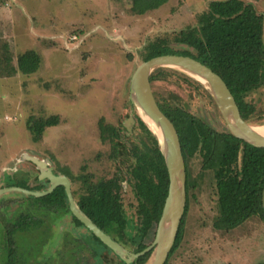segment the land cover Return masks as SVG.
<instances>
[{
	"label": "rangeland",
	"instance_id": "obj_1",
	"mask_svg": "<svg viewBox=\"0 0 264 264\" xmlns=\"http://www.w3.org/2000/svg\"><path fill=\"white\" fill-rule=\"evenodd\" d=\"M211 1L216 0H168L158 9L136 15L130 11V0H0V56L5 57L0 69V189L24 183L36 190L43 182L40 190H45L50 183L39 178L38 162H46L45 169L54 174L89 173L93 181L115 175L122 186L128 221V241L122 247L126 253H134L139 241L150 245L157 224L140 236L130 170L136 162L135 152L155 156L159 147L142 112L131 102L130 79L145 61L150 44L195 54L178 39L182 31L199 28L198 16L208 10ZM241 1L263 15L264 41V0ZM72 35L77 38L71 40ZM30 49L41 56L38 70L29 75L12 71L18 54ZM159 68L165 73L151 82L159 103L177 104L215 129L228 130L206 87L180 69ZM172 95L177 100L171 99ZM243 101L249 113L245 121L264 126V85L247 92ZM53 114L59 116V124L46 128L39 141H32L26 120ZM101 118L117 129L118 138L101 140ZM188 170L192 184L182 239L165 264L264 261V220L252 216L230 231L214 229L217 197L212 174L200 171L197 156L189 160ZM79 187V181H71L73 190ZM30 196L18 191L0 195L4 222H11L23 211L43 221L38 229L14 234L17 264L132 263L125 261L127 255L121 257L99 245L91 233L75 226L69 215L57 218L59 212L29 205ZM1 218L0 264H7L9 245Z\"/></svg>",
	"mask_w": 264,
	"mask_h": 264
},
{
	"label": "trees",
	"instance_id": "obj_2",
	"mask_svg": "<svg viewBox=\"0 0 264 264\" xmlns=\"http://www.w3.org/2000/svg\"><path fill=\"white\" fill-rule=\"evenodd\" d=\"M167 2L168 0H130V11L143 15ZM198 23V29L182 31L181 38L178 39L192 47L195 54L156 43L148 46L149 52L144 60L160 54L188 55L197 59L222 77L246 120L249 113L243 101L244 95L264 85L263 15L241 0H216L211 1L208 10L198 16ZM4 59L0 56V69ZM6 61H10V57H6ZM40 63L41 56L35 50H26L18 54L12 71L23 75L33 74ZM163 71L166 70L159 68L151 74L150 82L158 80L165 73ZM2 73L3 70L0 75ZM171 99L177 100L173 95ZM157 102L178 132L187 172L185 210L169 255L177 249L182 239L188 192L192 184L188 162L195 156L200 158V171L211 173L214 179L217 197V213L212 220L214 229L230 231L252 216H259L264 220L261 200L264 187V147L252 146L236 138L227 129L217 130L177 104ZM59 122L60 118L56 114L46 117L30 116L26 120V128L32 141L37 142L46 128L56 126ZM103 122L101 118L98 123L101 140L112 141L118 138L117 129ZM134 155L136 162L130 174L134 179L140 236L143 238L159 220L168 191L169 177L160 150L157 149L155 156L138 151ZM65 174L72 182H80L78 190L72 189L80 210L117 242H124L128 221L123 208L119 178L113 176L93 181L89 173L81 172L77 176ZM40 189V186L36 187V190ZM28 202L38 207L50 208L51 211L61 209L69 212L63 186H57L51 193L41 197L30 196ZM72 218L77 225H81L75 217ZM39 222L32 215L21 213L8 227L10 264L14 263L17 253L13 233L16 230L25 231L29 224L37 225ZM95 239L99 241L98 238ZM146 246L139 241L135 251L139 252ZM149 254L145 253L130 264H142ZM257 264H264V261Z\"/></svg>",
	"mask_w": 264,
	"mask_h": 264
},
{
	"label": "water",
	"instance_id": "obj_3",
	"mask_svg": "<svg viewBox=\"0 0 264 264\" xmlns=\"http://www.w3.org/2000/svg\"><path fill=\"white\" fill-rule=\"evenodd\" d=\"M159 67L177 68L185 73L189 70L204 77L210 88L204 84L202 85L207 88L216 101L229 132L236 138H239L252 146L264 147V136H261L254 131L253 127L243 119L236 100L227 84L222 77L210 67L191 56L179 54H160L140 63L134 70L130 79V99L134 106L137 107L136 104L138 103L148 117L158 124L163 137L166 140L164 145L165 149L158 136L155 135L153 130L151 131L157 140L169 177L167 195L164 200L161 215L157 222L154 239L150 245L140 252L126 253L119 243L98 227L80 210L72 195L69 178L66 175L54 174L52 171L46 170V162H38L36 158L28 157L30 160L38 162L37 164L41 166L39 167V178H47L50 183L49 186L45 190H31L20 186H9L1 188L0 195L9 191H18L26 195L41 197L51 193L57 186H63L71 214L113 252L121 257L127 255V258H125L127 263H130L141 255L149 252L150 254L142 264H146L152 255L153 259L150 264H165L177 237L181 220L183 218L187 193L185 161L182 154L179 135L173 122L161 110L149 79L151 72ZM134 96L137 102L134 100ZM146 124L148 125L147 122ZM261 200L264 212V187Z\"/></svg>",
	"mask_w": 264,
	"mask_h": 264
},
{
	"label": "flooded vegetation",
	"instance_id": "obj_4",
	"mask_svg": "<svg viewBox=\"0 0 264 264\" xmlns=\"http://www.w3.org/2000/svg\"><path fill=\"white\" fill-rule=\"evenodd\" d=\"M185 171H186V167H185ZM187 173V172H186ZM189 173V172H188ZM40 175V174H39ZM131 175V174H130ZM113 176H115V175H113ZM112 176V177H113ZM111 177H109V178H102V179H110ZM186 179H187V174H186ZM70 180V179H69ZM99 180V179H98ZM70 182H71V180H70ZM120 182V181H119ZM43 183V182H42ZM42 183H40V185H38V186H40L41 187V189H43V185H42ZM44 184V183H43ZM121 184V183H120ZM18 185H24V187L23 188H27V189H30V187H28L27 186V184L25 185L24 183H19ZM17 185V186H18ZM14 186H16V185H14ZM21 187V186H20ZM4 188V187H3ZM121 188H122V186H121ZM36 189V188H35ZM71 190H72V188H71ZM73 195V194H72ZM121 195H122V193H121ZM74 197V196H73ZM28 204L29 205H32L30 202H28ZM32 206H37V205H32ZM37 209H43V210H46L47 212H50V213H56V212H59V215H57L56 217L58 218L59 216H61L62 215V217L65 215H69L70 217H71V221L73 222V224L75 225V226H77V227H81V228H83L84 230H86V231H88L89 233H91L92 234V236H93V238H94V240L99 244V245H102V247H104V248H108L105 244H103L100 240V242L98 241V240H96L95 239V235L92 233V232H90L76 217V219L81 223V225H77L75 222H74V220H73V218L72 217H74L72 214H71V212H70V209H69V204H68V210H69V212H66V211H63V210H61V209H59V210H57V211H51L50 210V208H47V207H38L37 206ZM21 213H28V214H30V215H32L29 211H23V212H21ZM20 213V214H21ZM19 215H17L16 216V218L18 217ZM33 216V218L35 219V220H37V221H40L37 225H32V224H29L28 225V228H27V230H16L14 233H13V239H14V234H16V233H20L21 234V232H27V233H29L30 231H32L33 229H38V228H40L42 225H43V221L40 219V218H37V217H35L34 215H32ZM2 217H4V216H2ZM55 217V218H56ZM1 218V217H0ZM15 218V219H16ZM14 219V220H15ZM4 219L3 218H1V224H3V227H4V231H5V234H6V243L8 244V240H7V238H8V232H7V229H8V227L13 223V221L14 220H12L11 222H4L3 221ZM4 222V223H3ZM6 223V224H5ZM5 224V225H4ZM127 225H128V223H127ZM126 233H127V230H126ZM109 235V234H108ZM112 237V236H111ZM97 238V237H96ZM66 239H67V235H66ZM75 239H77L78 240V238H75ZM99 239V238H98ZM114 239V238H113ZM74 240V239H73ZM115 240V239H114ZM15 241V243H14V245L16 246V240H14ZM116 241V240H115ZM127 239L124 241V242H117V243H119L121 246H123V247H125L126 246V244H127ZM17 247V246H16ZM147 247V246H146ZM7 248V247H6ZM110 249V248H109ZM142 251V250H141ZM140 252V251H139ZM9 253V252H8ZM59 253H61L60 251H58L57 252V254H59ZM134 253H136V251H134ZM142 256V255H141ZM136 260V259H135ZM135 260H133L132 262H134ZM17 262H18V250H17V253H16V258H15V261H14V263H11V264H17ZM7 264H10V262H9V255H8V257H7ZM19 264V263H18Z\"/></svg>",
	"mask_w": 264,
	"mask_h": 264
},
{
	"label": "bare ground",
	"instance_id": "obj_5",
	"mask_svg": "<svg viewBox=\"0 0 264 264\" xmlns=\"http://www.w3.org/2000/svg\"><path fill=\"white\" fill-rule=\"evenodd\" d=\"M187 74L189 76H191L193 79H195L196 81H198L199 83L204 84V85H206L207 87L210 88L208 82L205 80L204 77L200 76L199 74H196L195 72L189 71V70H187ZM134 100L137 102L135 96H134ZM136 105L140 109V111L142 112L143 119L148 123L149 127L151 128V130H153V132L155 133V135L158 136V138L160 139L161 144H162V146L164 148V145L166 143V140L163 137V134H162V132H161L158 124L155 121H153L151 118L148 117V115L144 112V110H142V108L138 105V103ZM252 127H253V130L254 131H256L261 136H264V126H256V127L252 126ZM152 259H153V255L150 256V258L148 259V261L146 262V264H150L151 261H152Z\"/></svg>",
	"mask_w": 264,
	"mask_h": 264
},
{
	"label": "built area",
	"instance_id": "obj_6",
	"mask_svg": "<svg viewBox=\"0 0 264 264\" xmlns=\"http://www.w3.org/2000/svg\"><path fill=\"white\" fill-rule=\"evenodd\" d=\"M77 38L76 35H72L71 40H75Z\"/></svg>",
	"mask_w": 264,
	"mask_h": 264
},
{
	"label": "crops",
	"instance_id": "obj_7",
	"mask_svg": "<svg viewBox=\"0 0 264 264\" xmlns=\"http://www.w3.org/2000/svg\"><path fill=\"white\" fill-rule=\"evenodd\" d=\"M0 164H2V163H0ZM1 169V168H0Z\"/></svg>",
	"mask_w": 264,
	"mask_h": 264
}]
</instances>
